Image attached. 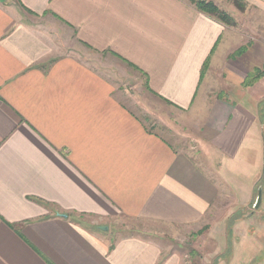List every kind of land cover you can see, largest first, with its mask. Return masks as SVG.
I'll use <instances>...</instances> for the list:
<instances>
[{
    "label": "crops",
    "instance_id": "0c3cea01",
    "mask_svg": "<svg viewBox=\"0 0 264 264\" xmlns=\"http://www.w3.org/2000/svg\"><path fill=\"white\" fill-rule=\"evenodd\" d=\"M246 1L263 17L264 0ZM240 46L191 0L0 2V264H179L155 234L100 226L119 218L165 230L204 223L224 164L260 166L261 155L240 153L261 150L249 108L258 91L248 103L238 92L205 97L216 79L219 90L242 87L243 69L263 68L264 44L231 58ZM83 50L126 61L150 95L193 114L199 145L219 170L180 151L161 124L150 126Z\"/></svg>",
    "mask_w": 264,
    "mask_h": 264
},
{
    "label": "rangeland",
    "instance_id": "374dc122",
    "mask_svg": "<svg viewBox=\"0 0 264 264\" xmlns=\"http://www.w3.org/2000/svg\"><path fill=\"white\" fill-rule=\"evenodd\" d=\"M209 1H213L228 13L230 24L225 26L231 30L236 41H241V46L230 54L231 58L240 55V50L246 46L264 44V15L262 17L257 11L252 10L246 0ZM70 41L75 45L73 38ZM84 52L83 59L95 60L103 74L113 77L118 87L130 96L131 105L134 104L135 108L139 109L137 111L145 116L150 126L155 123L161 124L162 130L174 138L180 151L194 150L197 153L195 159L198 161H203L205 155L212 164L209 167L219 170L215 157L211 158L208 153L206 155L207 149L199 145V134L195 127L198 121L196 122L193 114L171 109L164 102L150 95L149 91H146V81L142 74L126 61L107 52H93L94 54ZM243 73H246L247 77L245 76L242 87L231 84L230 87L221 86L219 90L218 85L213 84L217 82L216 79L207 87L205 97L210 102L214 98H234L238 92L243 94L245 103H248L246 100L258 91V101L249 108L261 129V150L247 149L245 145L240 153L244 156L248 152L246 161H253L261 155V160L258 162L260 166L257 167V163H244L245 161L240 160L236 165L235 163L232 165V162L224 164L221 176L218 172L217 177H213L221 180L223 179L220 177H223L228 181L225 179L222 181L223 189L218 188L219 196L213 200L209 216L204 223L185 229L176 227L177 230L171 228L165 230L161 227L144 226V223L135 220L119 218L105 224L109 227V234L116 230L124 234L140 231L155 234L164 243L165 254L178 255L179 264H264V66L252 71L243 69ZM250 74L254 77L248 78ZM256 76L260 77L256 79ZM209 173L213 175L212 172ZM229 178H233L234 181H229ZM249 184H252L250 193H240V189L247 191ZM259 189H262L263 193L261 203L256 208Z\"/></svg>",
    "mask_w": 264,
    "mask_h": 264
},
{
    "label": "trees",
    "instance_id": "16d2710c",
    "mask_svg": "<svg viewBox=\"0 0 264 264\" xmlns=\"http://www.w3.org/2000/svg\"><path fill=\"white\" fill-rule=\"evenodd\" d=\"M193 4L196 5V7L203 12L204 14L209 15L210 17L214 18L215 20L229 25V15L227 12L223 11V9H221L217 4H215L213 1H209V0H191ZM246 47L241 49L239 54H243V52L245 51ZM208 61L205 63V67H207ZM206 69V68H205ZM205 71V70H204ZM262 74H260L261 76ZM260 76H256L258 79V77ZM251 77L253 78V74H250L248 76V78Z\"/></svg>",
    "mask_w": 264,
    "mask_h": 264
},
{
    "label": "water",
    "instance_id": "95a60500",
    "mask_svg": "<svg viewBox=\"0 0 264 264\" xmlns=\"http://www.w3.org/2000/svg\"><path fill=\"white\" fill-rule=\"evenodd\" d=\"M0 2H5V0H0ZM262 193H263L262 189H259V192H258V198H257V202H256V205H255L256 208H258L259 205H260V203H261ZM100 229H101V230H108L109 227L106 226V225H102V226H100Z\"/></svg>",
    "mask_w": 264,
    "mask_h": 264
}]
</instances>
